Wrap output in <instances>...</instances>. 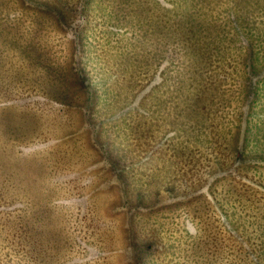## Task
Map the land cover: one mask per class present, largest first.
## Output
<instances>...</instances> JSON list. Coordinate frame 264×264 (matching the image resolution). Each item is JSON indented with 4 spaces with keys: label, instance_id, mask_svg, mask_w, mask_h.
<instances>
[{
    "label": "rangeland",
    "instance_id": "obj_1",
    "mask_svg": "<svg viewBox=\"0 0 264 264\" xmlns=\"http://www.w3.org/2000/svg\"><path fill=\"white\" fill-rule=\"evenodd\" d=\"M0 264H264V0H0Z\"/></svg>",
    "mask_w": 264,
    "mask_h": 264
},
{
    "label": "trees",
    "instance_id": "obj_2",
    "mask_svg": "<svg viewBox=\"0 0 264 264\" xmlns=\"http://www.w3.org/2000/svg\"><path fill=\"white\" fill-rule=\"evenodd\" d=\"M242 34L245 35V36H247L248 33H247V31H244V32H242ZM250 59H251V57H250Z\"/></svg>",
    "mask_w": 264,
    "mask_h": 264
}]
</instances>
